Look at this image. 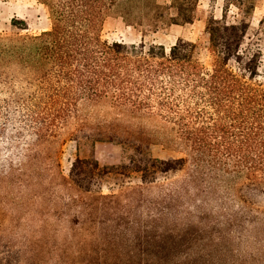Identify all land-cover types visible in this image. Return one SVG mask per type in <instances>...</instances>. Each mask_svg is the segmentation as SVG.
I'll return each mask as SVG.
<instances>
[{"label": "trees", "instance_id": "16d2710c", "mask_svg": "<svg viewBox=\"0 0 264 264\" xmlns=\"http://www.w3.org/2000/svg\"><path fill=\"white\" fill-rule=\"evenodd\" d=\"M39 1L50 13L49 30L0 37V189H16L20 196L12 200L19 206L35 204L33 217L47 203L52 216L73 214L71 226L95 223L94 234L70 235L77 244L95 243L104 252L128 246L137 258L152 259L137 264H190L173 258L191 257L202 215L218 214L210 203L231 200L240 182L252 189L251 196L264 194V84L258 81L260 53L241 51L248 23L209 19L206 66L195 43L178 39L167 50L105 39L108 14L132 0ZM134 1L125 15L139 9L143 17L160 18L174 9L170 24L193 21L183 3L161 8ZM102 103L116 119L92 127L93 141L120 144L123 162L100 169L95 161L75 159L64 180L49 146L71 118ZM135 120L153 125L156 135L150 138L130 124ZM80 122L76 131L88 124ZM158 136L184 156L149 157L150 139ZM131 172L139 174V183L122 180ZM105 180L117 188L102 194ZM179 239L185 245H175Z\"/></svg>", "mask_w": 264, "mask_h": 264}, {"label": "rangeland", "instance_id": "374dc122", "mask_svg": "<svg viewBox=\"0 0 264 264\" xmlns=\"http://www.w3.org/2000/svg\"><path fill=\"white\" fill-rule=\"evenodd\" d=\"M147 1L161 8L171 6L176 1L183 3L187 11L192 10L193 21L185 25L170 24V19L175 14L174 9L165 12L160 18L151 15L143 17L144 12L139 9H133L127 16L124 13L130 12L128 9L135 5V1L132 0L108 14L104 24V38L109 42L124 44L143 42L146 45H162L167 50L178 39L195 43L199 60L207 66L211 62L205 33L209 19L213 18L227 24L247 22L249 27L241 51L246 55L260 53L258 81L264 84V0ZM251 5L254 6L252 12L247 13ZM12 23L16 27L24 24L27 29L18 30L12 27ZM50 26V13L39 0H0V37L8 38L12 34L38 35L49 30ZM109 112L105 103L92 108L87 106L83 109L81 117L75 121L71 118L60 131L58 138L50 144L49 148L55 153L53 157L59 164L58 173L64 180L68 179L70 166L75 159L95 161L100 169L122 164L123 148L120 144L93 141L97 132L92 127L99 122L103 123L105 119H116V115H108ZM81 119L88 124L81 131H76ZM121 124L124 123L121 121ZM130 124L140 125L150 138L156 135L153 125L143 120H135ZM146 152L149 157L160 160L184 156L180 149H175L159 136L150 139ZM131 154L134 153L127 155ZM122 180L129 181L131 185L137 184L139 174L131 172L129 178L123 177ZM115 183L112 180L101 182V193L115 190L117 188ZM240 183L232 188L231 200L229 197L222 198L209 204L215 207L214 213L218 214L207 211L202 215L200 230L196 235L192 234L197 239L191 242L193 245L191 257L189 259L184 256L175 257L173 261L185 263L189 260L190 264H264V194L251 196L252 189L246 183ZM238 190L241 192L235 193ZM222 191L218 189L219 194H222ZM19 196L16 189H0V264H95L96 260L121 263L129 261L137 264L140 259L142 261L151 259L150 256L137 258L135 256L137 251L135 253L131 251L130 254L128 246L113 245L104 252L101 247L97 249L95 243L77 244L70 237L79 239L82 235L94 234L97 228L95 223L88 220L83 229L80 226H71L68 220L73 219V214L68 218L52 216L46 207L47 203H43L45 211L43 212L44 208H38L42 214L33 217L31 212L35 204L19 206L18 202L12 200L13 197ZM239 197L245 204L239 203ZM240 210L243 212L237 213ZM193 220L197 221L196 217ZM182 238L187 241L185 237ZM179 240L180 244L178 240H175L174 244L185 245V242ZM103 253L105 255L97 257ZM167 259L172 260L170 257Z\"/></svg>", "mask_w": 264, "mask_h": 264}]
</instances>
